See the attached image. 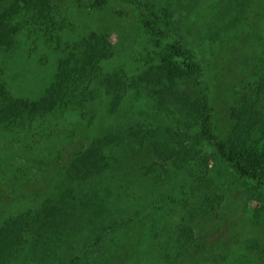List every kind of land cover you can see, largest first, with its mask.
Here are the masks:
<instances>
[{"label": "rangeland", "instance_id": "1", "mask_svg": "<svg viewBox=\"0 0 264 264\" xmlns=\"http://www.w3.org/2000/svg\"><path fill=\"white\" fill-rule=\"evenodd\" d=\"M143 2L159 25L195 51L193 62L197 71L201 68L202 83L189 73L175 83L172 94L160 96L166 84L141 80L157 61L164 40L152 49L153 41L127 0H113L102 8L93 0H52L56 16L62 17V47L72 49L92 30L108 31L114 55L105 60L104 70L114 72L119 66L130 85L120 111L113 115L107 94L91 104L89 118L71 113L53 135L26 143L0 133V219L40 206L73 182L85 196L75 213L82 223L70 238L63 229L56 251L47 252L49 244H38L32 246L39 254L36 259L19 257L11 264H72L75 249L81 264H136L126 240L135 235L145 242L154 222L156 227H191L200 248L192 258L190 250L183 253L179 259L186 264L264 261V186L237 175L194 123L180 124L193 116L185 105L187 95L196 96L203 88L210 95L215 133L228 140L237 115L251 102L264 76V0ZM19 22L17 47L0 51V82L14 96L37 99L54 79L62 48L48 45L27 14ZM258 106L264 121V95ZM108 131L115 133L108 152L116 166L110 173L95 167L100 153L93 150V142ZM139 132L146 135L142 143L135 142ZM179 140L186 150H194L179 154L174 149L161 157L158 151L181 148ZM153 141L165 143L155 152ZM253 142L264 144V122L254 129ZM77 150H84L85 157L74 154ZM91 179L98 180L95 194ZM116 184L123 195L110 196ZM116 215L123 220H115ZM152 244L155 250L157 242Z\"/></svg>", "mask_w": 264, "mask_h": 264}, {"label": "trees", "instance_id": "2", "mask_svg": "<svg viewBox=\"0 0 264 264\" xmlns=\"http://www.w3.org/2000/svg\"><path fill=\"white\" fill-rule=\"evenodd\" d=\"M111 1L113 0H93V3L94 6L102 8ZM127 2L136 8V15L146 29L151 43L153 41L152 49L161 46L160 41L164 40L161 50L158 51L157 61L149 67L146 77L141 80L145 84L152 82L166 84L163 85L165 89L161 91L160 96L170 92L172 94L176 87L175 83L187 77L189 73H192L195 78L198 76L197 81L202 83L198 75L201 74V68L197 71L195 67L194 62L196 63L197 60L194 61L196 54L192 47L170 29L159 25L143 0H127ZM26 14L33 19V27L45 36V42L48 45L62 48V55L57 59V72L54 79L37 99L14 96L0 82V133L26 143L36 138L53 135L60 131L63 119L71 113L89 118L92 113L91 104L107 94H110L112 98L109 109L111 115L119 112L130 83L126 73L122 68H118L119 66L114 68V72L104 70L105 60H109L114 55L110 33L104 30H92L72 49H68L61 44L62 17L56 16L52 0H0V51L2 53L10 52L17 47L18 37L22 32L19 20ZM149 56L154 58L152 51ZM187 59L188 63H186ZM185 63L186 67H184ZM263 78L264 76L261 77L258 87L253 92L251 102L237 115L238 119L227 141L215 133L210 95L203 88L196 96L187 95L185 105L193 116L182 119L180 124L185 120L187 123H194L198 134L215 148L216 154L226 160L237 175L252 179L264 186V144L256 145L257 143L253 142L254 129L264 122L263 112L258 106L264 95ZM147 130L146 135L152 131L151 128ZM109 133L108 131L106 135L93 142L95 144L93 150L100 153L95 167L101 166L108 173L116 166L114 155L108 152L113 147L115 133L108 135ZM140 133L137 134L135 142L142 143V140H145L146 135ZM179 135L180 138L183 137L184 132ZM178 142L181 148L173 146L163 153L158 149L164 145L165 141H153L152 145L157 146L155 152L158 151L161 157H167L174 149H178L179 154H189L194 150V147L186 150L184 142L180 140ZM62 152H64L63 149ZM77 153L85 157L84 150H77L74 154ZM97 182L98 180L91 179V194L98 191ZM114 194L123 195V190H120L117 184L113 192H110V196ZM84 197L77 183L73 182L66 188L52 193L40 206L1 218L0 264H11L19 257H24L25 260L36 259L39 254L32 246L38 244H49L47 252H53L57 241L62 240L63 229H67L65 234L70 238L75 228L82 223L80 215L75 213L78 209H82ZM119 217L116 215L115 220H123ZM151 225L153 226L145 242L144 238L135 235L130 237L129 242L126 240L130 248L128 252L133 251L137 256L136 264H148V261H152L153 264H186L179 259L183 257V253L190 250L189 258H192V253H197L196 250L200 248L194 241L195 235L191 227L185 230L180 223L175 228L168 227L166 224L156 227V222ZM153 241L157 242L155 250H153ZM147 244H152V247L149 248ZM143 245L147 246L146 249L142 248ZM77 250L72 251L75 255L71 256L72 264H81L77 261L79 258ZM192 264H200V262L194 260ZM205 264L220 263L210 261ZM232 264L249 263L239 259ZM255 264H264V261H257Z\"/></svg>", "mask_w": 264, "mask_h": 264}]
</instances>
